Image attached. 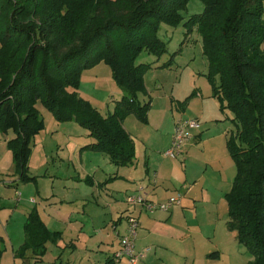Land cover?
<instances>
[{"label":"trees","instance_id":"1","mask_svg":"<svg viewBox=\"0 0 264 264\" xmlns=\"http://www.w3.org/2000/svg\"><path fill=\"white\" fill-rule=\"evenodd\" d=\"M202 1L204 10L185 24L201 34L213 96L235 125L227 141L237 166L226 194L228 226L253 255L247 264H264V0ZM189 2L0 0V131L15 134L7 143L21 181L33 178L32 142L45 126L39 103L60 121L86 126L94 141L85 147L118 166L133 161V139L123 121L133 113L148 122L150 103L142 104L139 95L153 67L137 58L143 51L160 57L167 50L160 25H178ZM103 61L123 93L106 116L77 92L82 71ZM24 230V243L15 251L24 261L30 251L40 261L47 244L61 236L37 209Z\"/></svg>","mask_w":264,"mask_h":264},{"label":"crops","instance_id":"2","mask_svg":"<svg viewBox=\"0 0 264 264\" xmlns=\"http://www.w3.org/2000/svg\"><path fill=\"white\" fill-rule=\"evenodd\" d=\"M158 60L148 61L152 69L158 70L166 63ZM170 65L165 67H173ZM207 72L208 64L197 73L199 78L194 76L196 81L187 85L189 93L181 102H189L193 111L181 114L173 110L172 100H181L182 92L178 98L167 93L152 97L147 80H152L153 75L147 72L146 91L140 93L139 100L150 103L148 122L143 123L133 113L123 121L133 139V161L118 166L107 154H96V164L84 162V171H78L79 179L86 175L93 187L69 193L60 200L54 194L44 206L45 213L36 207L46 226L61 234L53 248L54 255L61 251L59 261L53 264H129V258L114 256L127 231L128 215L139 220L135 250L142 257L137 264H247L253 260L237 231L228 226L226 194L233 187L237 166L227 141L235 125L232 113L222 110L220 101L213 96ZM200 82L206 84L202 92ZM118 94L116 102L123 95L121 90ZM114 108L113 105L101 113L106 116ZM179 118H197L200 127L193 131L178 158L173 159L163 152L171 145ZM141 191L154 202L181 194L182 204L169 211L150 212L127 201L129 195ZM27 254L30 259L23 260L26 264H44V257L36 261L30 252Z\"/></svg>","mask_w":264,"mask_h":264},{"label":"rangeland","instance_id":"3","mask_svg":"<svg viewBox=\"0 0 264 264\" xmlns=\"http://www.w3.org/2000/svg\"><path fill=\"white\" fill-rule=\"evenodd\" d=\"M203 10L202 0H190L182 11L183 18L178 25L166 23L160 25L159 35L167 42V50L160 57L143 51L137 58V63H147L156 58H159L158 63L172 61L171 68L161 67L158 70L151 68L147 71L153 75L152 80L150 75L147 76L149 77L148 93H152V97L167 93L178 98L177 94L182 92L181 100H172L173 110L180 114L186 113L188 109L190 112L193 111L189 102H181L189 93L190 88L187 85L192 80L193 84L199 78L197 73L205 65L208 64L209 68L208 59L203 52L201 34L196 26L190 29L185 24L192 15ZM194 76L196 79H193ZM202 84L201 92L206 89L205 83H199L201 86ZM120 90L113 77L112 68L104 61L92 68L84 69L77 88L79 96L89 101L103 114L109 111L108 107L109 109H112L113 105L115 107ZM38 106L45 126L32 142L28 161V172L32 179L20 180L13 152L6 141V138L15 136L14 132L0 131V249L2 250L0 264H26L22 258L14 256L15 251L25 240L24 222L27 213L37 208L45 213L44 206L54 194H57L60 200L69 196V193L79 190L82 192L84 188L90 186L91 183L87 181L86 175H83L82 180L79 179L78 171H84V162L89 165L96 164L99 160L96 154H104L85 147L94 140L86 126L75 119L60 121L41 103ZM192 136L193 133L191 138ZM18 182L21 183L16 186ZM56 243V241L50 242L43 255L44 264L59 261L58 255L61 251L55 255L53 252V248L57 247ZM30 254L32 255L31 251ZM39 263L31 262V264Z\"/></svg>","mask_w":264,"mask_h":264},{"label":"built area","instance_id":"4","mask_svg":"<svg viewBox=\"0 0 264 264\" xmlns=\"http://www.w3.org/2000/svg\"><path fill=\"white\" fill-rule=\"evenodd\" d=\"M199 127L200 122L197 118L177 119L173 129L171 145L163 154L173 159L178 158L183 151L186 141L191 138L193 131ZM127 201L130 204L140 205L150 212L157 210L169 211L173 206L182 204V195L177 194L171 196L164 202H154L147 198L145 192L141 191L139 194L129 195ZM127 221V231L121 236L120 249L115 252L114 256L116 259L127 257L129 258V264H137L142 257V255L135 250V239L138 233L139 220L134 215H128Z\"/></svg>","mask_w":264,"mask_h":264}]
</instances>
